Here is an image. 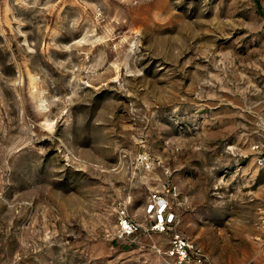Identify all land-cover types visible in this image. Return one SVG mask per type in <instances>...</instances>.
<instances>
[{
    "label": "rangeland",
    "instance_id": "obj_1",
    "mask_svg": "<svg viewBox=\"0 0 264 264\" xmlns=\"http://www.w3.org/2000/svg\"><path fill=\"white\" fill-rule=\"evenodd\" d=\"M263 132L264 0H0V264H264Z\"/></svg>",
    "mask_w": 264,
    "mask_h": 264
},
{
    "label": "built area",
    "instance_id": "obj_2",
    "mask_svg": "<svg viewBox=\"0 0 264 264\" xmlns=\"http://www.w3.org/2000/svg\"><path fill=\"white\" fill-rule=\"evenodd\" d=\"M258 172L264 177V132L262 138L250 148ZM117 237L126 240L136 238L142 231L164 233L176 222V214L172 210L170 200L157 192L153 193L146 206V215L151 220L148 224H140L128 214L127 207L120 203L116 207ZM264 227V213L260 217ZM166 255L175 260L176 264H206L204 257L185 237L174 234L171 238Z\"/></svg>",
    "mask_w": 264,
    "mask_h": 264
}]
</instances>
